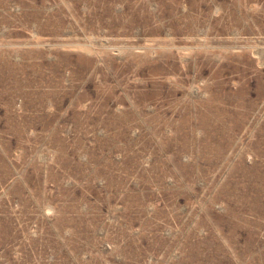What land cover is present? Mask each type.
Masks as SVG:
<instances>
[{
	"label": "rangeland",
	"instance_id": "obj_1",
	"mask_svg": "<svg viewBox=\"0 0 264 264\" xmlns=\"http://www.w3.org/2000/svg\"><path fill=\"white\" fill-rule=\"evenodd\" d=\"M0 264H264V0H0Z\"/></svg>",
	"mask_w": 264,
	"mask_h": 264
}]
</instances>
